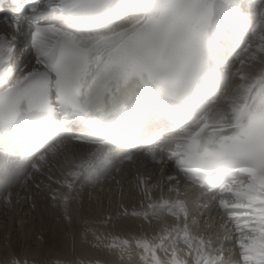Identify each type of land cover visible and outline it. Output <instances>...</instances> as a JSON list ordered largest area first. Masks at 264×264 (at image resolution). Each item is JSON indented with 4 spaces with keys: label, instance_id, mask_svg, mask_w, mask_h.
<instances>
[{
    "label": "snow or ice",
    "instance_id": "snow-or-ice-1",
    "mask_svg": "<svg viewBox=\"0 0 264 264\" xmlns=\"http://www.w3.org/2000/svg\"><path fill=\"white\" fill-rule=\"evenodd\" d=\"M9 8L16 15L0 12L4 203L15 185L32 187L67 231L74 213L91 223L80 214L102 210L107 191L109 208L119 203L97 223L130 221L129 230L83 235L121 264H264V0ZM86 189L97 194L85 202ZM3 264L29 260L14 252Z\"/></svg>",
    "mask_w": 264,
    "mask_h": 264
},
{
    "label": "bare ground",
    "instance_id": "bare-ground-1",
    "mask_svg": "<svg viewBox=\"0 0 264 264\" xmlns=\"http://www.w3.org/2000/svg\"><path fill=\"white\" fill-rule=\"evenodd\" d=\"M244 3H253L258 4L259 0H244ZM8 15H16V14H8ZM6 28V25L0 24V32L4 31ZM30 43V37L25 36L22 39H18L16 41V55H15V61L14 63L19 66L23 67L24 64H26L30 57L27 55V53L24 51L26 48H28ZM137 156L139 157L140 154L137 153ZM53 172L55 173V168L53 169ZM157 176H159V173L157 172ZM39 180H43L45 183H47V180L45 177H39ZM108 188V184H105V189ZM12 191L14 193V202L13 205L8 206L4 203L3 199L0 198V253L6 252L7 254L16 253V247L21 246L23 243L24 235H25V227L26 222L29 220H32L37 216L39 209L41 207V201L44 198L43 194L36 196L35 195V189L30 187L25 190V188L21 184H17L12 188ZM92 192L93 196L97 194L96 191L92 189H86L84 193L85 201H87L88 193ZM19 194L18 197L15 194ZM31 195L33 199L28 200L26 199V196ZM19 199V203H15V200ZM35 202L37 207L35 209L32 208V203ZM48 203V201H47ZM77 202L76 204H78ZM75 204V205H76ZM103 217L98 218H88L90 221H92L89 224L83 223L81 219L75 216L74 213V224L73 227L66 231L68 236L70 237L73 235L74 238V249L76 252H78L81 256H73L71 258H67L65 260H76V264H81L83 260H90L94 257L92 256V253L90 251H105L108 254V258L105 259L107 263L114 264L118 263L121 264V261L119 260L118 256H114L111 253H109L107 250H101L94 248L92 246L93 244V236L91 234V231L87 234V242H85L84 238V230L86 228L92 229L98 232V234H103L106 231H104V227L107 225H103L100 223H97L100 219ZM52 220L49 216L45 221L44 225L41 227V233L42 236H46L48 234L49 226L51 224ZM65 228H66V222H65ZM104 231V232H103ZM46 239V238H45ZM25 247V246H24ZM231 249V244L228 245L227 250ZM34 252L35 250H29ZM88 252H90V255H86ZM231 259H235V257H231ZM48 261L49 264H64L65 260H56L53 258H46L45 256H42L38 260H29V264H38L40 261ZM5 260H2L0 264H3ZM124 264H128V262H124ZM132 264H135L133 261Z\"/></svg>",
    "mask_w": 264,
    "mask_h": 264
},
{
    "label": "rangeland",
    "instance_id": "rangeland-1",
    "mask_svg": "<svg viewBox=\"0 0 264 264\" xmlns=\"http://www.w3.org/2000/svg\"><path fill=\"white\" fill-rule=\"evenodd\" d=\"M107 189V188H106ZM127 191V185L125 186ZM102 196L104 199V208L102 210L92 209L81 212V216L84 218H98L105 217L110 213L116 212V205L119 203V197H113V204L109 208L107 203V191ZM86 202V201H85ZM74 208H79V203L73 206ZM51 217V224L49 226L48 234L44 236L46 239H41V227L44 225V221ZM80 219V218H79ZM82 220V219H81ZM132 222H120L115 226L107 225L104 227L105 233H123L129 230V227ZM25 235L23 243L21 246L16 247V253H19L21 256H25L28 260H38L42 256L46 258H53L56 260H65L73 256H81L73 248L74 238L73 235L70 237L66 233L65 222H61L60 215L57 210L52 209L48 206L47 200L45 197L41 201V207L35 218L26 222ZM103 231V232H104ZM100 234V233H99ZM56 240H59V244H56ZM27 241V243H25ZM25 246V247H24ZM34 249L35 251H29ZM92 253L93 259L83 260L81 264H110L105 261L108 258V254L105 251H90ZM88 252L86 255H90ZM13 254V253H12ZM12 254H7L6 252L0 253V263L2 260H8L11 258ZM79 259H76L77 261ZM78 264V263H77ZM114 264H118L117 262Z\"/></svg>",
    "mask_w": 264,
    "mask_h": 264
}]
</instances>
